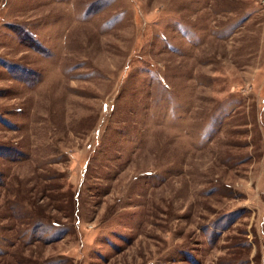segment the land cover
<instances>
[{"label": "rangeland", "instance_id": "obj_1", "mask_svg": "<svg viewBox=\"0 0 264 264\" xmlns=\"http://www.w3.org/2000/svg\"><path fill=\"white\" fill-rule=\"evenodd\" d=\"M0 264H264V0H0Z\"/></svg>", "mask_w": 264, "mask_h": 264}]
</instances>
